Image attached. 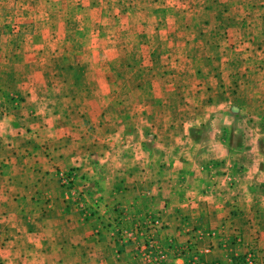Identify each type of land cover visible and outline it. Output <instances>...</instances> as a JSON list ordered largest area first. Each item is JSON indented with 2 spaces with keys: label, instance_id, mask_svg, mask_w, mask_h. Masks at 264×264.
Here are the masks:
<instances>
[{
  "label": "crops",
  "instance_id": "crops-1",
  "mask_svg": "<svg viewBox=\"0 0 264 264\" xmlns=\"http://www.w3.org/2000/svg\"><path fill=\"white\" fill-rule=\"evenodd\" d=\"M12 44H0V264H141L150 217L162 256L193 243L202 264L250 250L264 264V41L182 63L166 85L150 76V100L106 123L100 106L75 108L81 129L92 114L78 136L47 108L43 74L6 68ZM172 256L158 264L188 254Z\"/></svg>",
  "mask_w": 264,
  "mask_h": 264
},
{
  "label": "rangeland",
  "instance_id": "rangeland-1",
  "mask_svg": "<svg viewBox=\"0 0 264 264\" xmlns=\"http://www.w3.org/2000/svg\"><path fill=\"white\" fill-rule=\"evenodd\" d=\"M242 40L264 41V0H0V44H18L3 63L46 77L47 108L69 112L75 136L92 121L84 113L81 129L75 108L100 106L105 123L119 118L126 106L150 100V76L166 85L168 75L184 72L182 63L193 60L197 68L196 58H216L222 50L234 59ZM3 51L7 58L13 50ZM176 247L163 263L174 259Z\"/></svg>",
  "mask_w": 264,
  "mask_h": 264
},
{
  "label": "built area",
  "instance_id": "built-area-1",
  "mask_svg": "<svg viewBox=\"0 0 264 264\" xmlns=\"http://www.w3.org/2000/svg\"><path fill=\"white\" fill-rule=\"evenodd\" d=\"M61 181L65 186H70L72 183V177L69 174H62L60 176ZM159 227V222L154 219L152 221L148 220V223L146 225L145 230V243H142L139 245V250L141 251L140 258L142 264H158L164 256H162L163 252L161 253L160 247L156 244V240L151 237L149 234L150 232L156 231ZM135 231V230H134ZM124 236L127 238H131L132 231H124ZM148 239V240H147ZM194 244H189L187 246H184L183 249H178L174 253L176 255V258H180L184 256V252L188 254V259L185 264H202V262L199 259V256L194 252L193 248ZM215 264H222V263H215ZM223 264H257L256 255L253 251H246L241 256H236L234 258H231L226 263Z\"/></svg>",
  "mask_w": 264,
  "mask_h": 264
},
{
  "label": "trees",
  "instance_id": "trees-1",
  "mask_svg": "<svg viewBox=\"0 0 264 264\" xmlns=\"http://www.w3.org/2000/svg\"><path fill=\"white\" fill-rule=\"evenodd\" d=\"M187 259V258H186Z\"/></svg>",
  "mask_w": 264,
  "mask_h": 264
}]
</instances>
